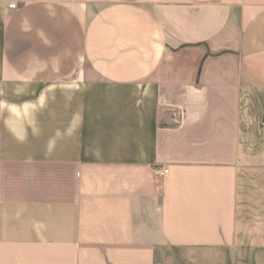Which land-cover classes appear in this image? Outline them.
<instances>
[{
  "label": "crops",
  "instance_id": "0c3cea01",
  "mask_svg": "<svg viewBox=\"0 0 264 264\" xmlns=\"http://www.w3.org/2000/svg\"><path fill=\"white\" fill-rule=\"evenodd\" d=\"M0 264H264V0H0Z\"/></svg>",
  "mask_w": 264,
  "mask_h": 264
},
{
  "label": "built area",
  "instance_id": "2783aa9c",
  "mask_svg": "<svg viewBox=\"0 0 264 264\" xmlns=\"http://www.w3.org/2000/svg\"><path fill=\"white\" fill-rule=\"evenodd\" d=\"M9 9H15L16 8V4L11 3L8 5ZM168 173V169L167 168H159L154 170V175L156 178H162L164 177L166 174Z\"/></svg>",
  "mask_w": 264,
  "mask_h": 264
},
{
  "label": "rangeland",
  "instance_id": "374dc122",
  "mask_svg": "<svg viewBox=\"0 0 264 264\" xmlns=\"http://www.w3.org/2000/svg\"><path fill=\"white\" fill-rule=\"evenodd\" d=\"M250 149V148H249ZM240 206H241V204H240ZM240 209V211H241V208H239ZM239 215H241V213H239Z\"/></svg>",
  "mask_w": 264,
  "mask_h": 264
}]
</instances>
